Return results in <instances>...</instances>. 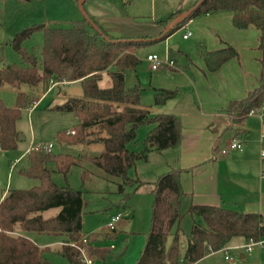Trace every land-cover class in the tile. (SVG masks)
<instances>
[{
    "label": "trees",
    "instance_id": "16d2710c",
    "mask_svg": "<svg viewBox=\"0 0 264 264\" xmlns=\"http://www.w3.org/2000/svg\"><path fill=\"white\" fill-rule=\"evenodd\" d=\"M191 13H188L190 12ZM230 12L233 25L239 30L255 27L260 32L259 49L264 52V0H197L190 10H178L159 22L165 29L160 38L128 39L114 37L85 9L84 18L70 28L36 25L16 34L12 40L14 50L20 56V64H4L0 68V87H20L21 84L36 86L46 82H80L83 98L71 97L50 110L72 113L79 124L73 129L58 133L61 145L102 143L104 151L91 158V162L108 175L122 180L119 193L125 186H142L139 180L129 177L128 171L138 161L148 162L151 151L176 148L182 137L181 119L174 114L152 115L150 107L141 104V87L126 86V72L135 70L140 63L138 51L156 41L170 37L174 31L200 16ZM182 17L181 21L175 20ZM175 23L167 31L166 27ZM95 25V26H94ZM44 31V43L40 55L26 50L24 43L35 31ZM210 72L218 71L226 62L238 57L231 46L202 52ZM264 65V61H263ZM113 68V71L110 69ZM108 72L112 85L102 89L99 82ZM177 90L159 89L155 94V106H162L174 99ZM264 104V77L260 86L246 98L230 102L227 112L232 125L229 129L243 126L253 111ZM31 107L30 97L19 92L17 107L8 108L0 99V148L11 151L17 148L20 133L17 123L21 112ZM152 125L144 148L134 152L130 146L137 142L138 130ZM105 133L90 140L91 130ZM236 137L244 138L246 131L238 128ZM39 150L27 153L29 165L22 174L39 181L30 189H10L0 203V264H52L46 254L49 248H40L28 238V234H47L68 237L58 254L71 264H84L80 252L70 245H82L83 211L86 201L81 191L59 187L52 180L48 163L54 161L58 170L68 172L77 160L69 155L52 157ZM183 170H170L152 184L153 195L151 228L136 264H196L212 252H220L234 238L260 241L264 239V216L242 213L233 209L205 205H191L186 214L193 219V226L185 254L181 256V228L185 213L182 210ZM88 174H84V180ZM126 196L125 199H128ZM60 208L57 215L45 218L43 213ZM22 235H16V231ZM109 237V236H108ZM172 238L171 243H169ZM95 234L91 242H96ZM107 254L101 255L105 260Z\"/></svg>",
    "mask_w": 264,
    "mask_h": 264
},
{
    "label": "rangeland",
    "instance_id": "374dc122",
    "mask_svg": "<svg viewBox=\"0 0 264 264\" xmlns=\"http://www.w3.org/2000/svg\"><path fill=\"white\" fill-rule=\"evenodd\" d=\"M196 1L86 0L82 8L79 5L80 0H0V68L4 64L21 63L19 54L12 46V40L17 33L29 27L46 25L49 28L58 26L70 28L74 22L84 18L83 10L85 9L98 20L103 19L101 23L110 29L108 33L114 37L132 40L156 39L160 38L165 30L159 22L178 10H190ZM229 18L230 12L200 16L174 31L170 37L156 41L138 51L140 63L135 70L126 72V86L127 88H133L136 85L141 87L142 106L151 107L153 110L154 89L160 87L159 85L162 83H170L160 77L162 72L173 73L178 83L185 85L184 81L186 80L182 74L185 73L186 65L191 60H199L202 57V51L211 47L212 40L219 41L222 38L229 24L232 23ZM181 19L182 17H179L175 23ZM212 22L214 26L210 25ZM188 34L190 37L185 40L184 35ZM43 43L44 31L38 30L24 43V46L28 52L39 56ZM174 46H177L178 49L173 50ZM233 48L238 52L235 47ZM153 54L158 55L162 60H174L176 68L153 71L151 63L147 61L148 56ZM110 71H113V68ZM111 85L112 80L109 73L104 72L99 82L100 88H109ZM49 86V82H46L36 86L21 84L18 88L0 87V99L8 108H15L19 92L26 93L30 97V101H36L42 97ZM65 93L67 96L84 97L81 83H74L70 86L60 85L55 87L46 98H43L39 106L33 108L31 103V107L22 110L17 130L23 139L19 140L17 148L11 151H3L0 148V197L10 188L30 189L39 185V181L27 177L21 172L29 165L27 153L31 148L51 143L53 145L52 157L62 154L72 156L77 160L76 164L70 166L67 173L58 170L54 161L48 163L47 166L56 185L64 188L70 187L83 193L86 201L83 211V232L90 241L92 234L97 237V241L92 242L91 247L97 246L100 236L105 237L102 242H99L101 246L107 248L114 245L116 247V250L106 253L108 256L105 260L100 259L105 252L89 249L90 253L94 252L92 257L100 259L98 264H136L151 228L153 206L151 190L152 184L158 178L155 168L159 163H162V158L155 154L152 159L150 157L148 162L138 161L128 171V175L133 180L141 181L142 186L137 189L135 184L127 185L125 192L119 193V185L122 184V180L108 175L91 162V158L104 151L105 146L102 143L69 146L61 145L58 142V133L71 131L79 124L78 118L72 113L50 110L63 102ZM153 114L154 112H152ZM150 131L151 126L149 125L140 127L137 133V142L132 144L130 149L134 152L142 151ZM90 132V140L105 136V133L100 134L97 128ZM17 159H20L19 163H15ZM85 173L88 174V177L84 180ZM126 196H129L128 199H125ZM59 211L60 208L51 209L44 215L52 217ZM183 212L185 216L181 222L182 245L188 241L187 238L193 226L192 217L186 214L187 210H183ZM116 214H121L123 218L116 224V230L110 231L107 225ZM36 239L38 244L50 248V253L46 254V258L52 264H71L68 259L58 254L59 243L63 239L61 236L44 234L37 236ZM239 242L240 240L235 239L232 243ZM253 250L246 253L238 249H231L228 252L232 257L231 261H225V253L221 251L197 264H251L249 257L248 260H242L241 255H248ZM184 254L185 249L182 247L181 256L183 257Z\"/></svg>",
    "mask_w": 264,
    "mask_h": 264
},
{
    "label": "crops",
    "instance_id": "0c3cea01",
    "mask_svg": "<svg viewBox=\"0 0 264 264\" xmlns=\"http://www.w3.org/2000/svg\"><path fill=\"white\" fill-rule=\"evenodd\" d=\"M92 16L110 32V29L101 23L103 19L100 21L94 15ZM230 18L232 23L229 24L222 38L219 41L212 40L211 47L202 52H212L231 45L238 50V57L226 62L216 72L208 70L203 57L197 61H189L185 67V73L182 74L186 80L185 85H180L171 72L160 74V77L170 83L159 85L160 87L154 89L155 94L159 89L177 90L178 94L162 106L153 104L154 109L150 107L151 112H154L153 115L178 116L182 123V137L176 148L165 150L163 153L151 151L149 160L155 154L162 158V163L155 168L158 177L166 174L172 167L183 170L181 182L185 196L182 198V210H188L191 205H205L264 216V159L261 158V150L264 146V115L251 114L243 126L229 129L232 122L227 112L230 102L246 98L260 86L261 79L264 77V52L259 49V30L255 27L239 30L233 25L232 13ZM210 25L214 26V23ZM74 83L80 82H49L50 86L42 97L31 103L38 102L37 106H39L41 100L46 98L55 87L70 86ZM71 97L75 96H67L65 93L62 103ZM150 126L152 130L154 126ZM238 128L246 131L245 137L241 138L244 142L243 150L221 155V150L236 137ZM19 161L20 159H17L15 163ZM9 190L2 194L0 203ZM15 234L22 235L19 229ZM27 236L40 248H48L38 244L36 238L40 236L39 234ZM61 237L63 239L59 243L58 251L68 241L67 236ZM104 239V236H100L97 246H92L91 251L99 250L101 246L99 242ZM235 239L240 242L233 244ZM171 241L172 238L169 243ZM246 243L244 238H234L222 251L225 256L231 249L245 251L243 246ZM186 245L187 242L183 243L182 247L185 249ZM102 252L106 254L111 251ZM216 253L212 252L204 259ZM91 255H94V252H91ZM248 255L242 254L241 259L248 260L249 257L251 264H264V246H256ZM93 259L95 264H98L100 259L97 257ZM225 261L231 260L225 259Z\"/></svg>",
    "mask_w": 264,
    "mask_h": 264
},
{
    "label": "built area",
    "instance_id": "2783aa9c",
    "mask_svg": "<svg viewBox=\"0 0 264 264\" xmlns=\"http://www.w3.org/2000/svg\"><path fill=\"white\" fill-rule=\"evenodd\" d=\"M190 35H184V39H188ZM147 61L151 63V69L153 71H157L160 69H165V68H175L176 67V62L172 59H166L162 60L158 55H149L147 58ZM38 105V102H33V106L36 107ZM251 114H260L264 115V104L263 106L256 111H253ZM75 132L73 130L68 131V134H74ZM244 147V142L242 139L238 137H234L231 142L227 145V147L223 148L221 150V155H228L232 151H242ZM52 148L53 145L50 144H45V145H38L33 149L43 151L47 154H52ZM261 158L264 159V146L262 147L261 150ZM121 214H116L111 218L109 221L107 227L110 229V231H115L116 230V224L122 219ZM91 241L89 240L88 236H84L82 240V245H78L76 243H70L71 246L75 247L78 249L80 252V256L82 259V262L84 264H95V261L90 253V248H91ZM256 246H264V239L260 241H255L253 239L247 241V243L243 246V249L246 252H251ZM116 247L114 245H110V247H104V246H99V250L101 251H107V250H115ZM226 260H232V257L229 256V254L226 252L225 256Z\"/></svg>",
    "mask_w": 264,
    "mask_h": 264
},
{
    "label": "water",
    "instance_id": "95a60500",
    "mask_svg": "<svg viewBox=\"0 0 264 264\" xmlns=\"http://www.w3.org/2000/svg\"><path fill=\"white\" fill-rule=\"evenodd\" d=\"M85 1H86V0H80V2H79L80 7L83 8ZM188 13H191V11L188 12ZM173 25H174V24H172V25H170V26L172 27ZM94 26H95V25H94ZM171 27H169L168 30L171 29ZM168 30H167V31H168ZM173 49H177V46H174ZM22 139H23V136L20 135V136H19V140H22Z\"/></svg>",
    "mask_w": 264,
    "mask_h": 264
}]
</instances>
